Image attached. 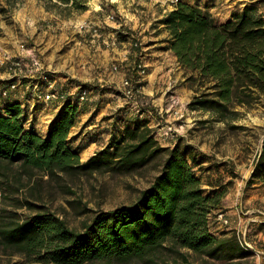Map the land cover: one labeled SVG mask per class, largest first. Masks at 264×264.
<instances>
[{"label":"trees","instance_id":"16d2710c","mask_svg":"<svg viewBox=\"0 0 264 264\" xmlns=\"http://www.w3.org/2000/svg\"><path fill=\"white\" fill-rule=\"evenodd\" d=\"M17 2L7 0V5L12 8ZM90 2L45 0V8L70 18L86 12ZM260 3L247 5L243 12L220 22L198 4L180 0L159 21L170 36L169 49L191 73L187 82L199 93L188 104L189 110L210 113L227 123L240 116L237 108L264 104ZM0 7L2 12L9 11L1 3ZM130 39L129 34L118 32L120 42ZM131 40L133 46L139 41ZM72 84L58 83L65 98L46 137L36 131L35 116L29 121L27 102L13 101L0 109V168L9 172L19 165L31 179V171L62 178L77 173L131 174L160 161V172L134 202L97 213L82 230L71 228L52 212H38L23 221H0L2 248L45 264H196L193 256L202 264H243L253 256L236 230L212 232V215L225 212L227 190L203 188L193 146L182 145V139L173 147L162 146L148 118H142L141 112L126 113L132 109L130 104L112 116L107 145L81 162L82 146H74L70 135L86 103L74 97L80 89L71 93ZM74 86L89 88L81 83ZM1 175L4 186L7 174ZM255 183L264 186V141L247 182ZM258 227L264 231L262 223Z\"/></svg>","mask_w":264,"mask_h":264},{"label":"rangeland","instance_id":"374dc122","mask_svg":"<svg viewBox=\"0 0 264 264\" xmlns=\"http://www.w3.org/2000/svg\"><path fill=\"white\" fill-rule=\"evenodd\" d=\"M92 1L94 0H91V3ZM141 1L145 0H109L111 11L109 13L103 11L105 16H100V19L107 20L110 14L117 13L113 4L120 6L125 12L133 13L138 10L141 13L144 9L146 13L148 5L138 3ZM259 2L264 5V0H259ZM0 3L9 9L7 12L0 11V35L8 31L23 40L24 49L35 47V57L32 58L29 70L26 71L31 77L38 76L39 72L33 67L35 59L41 64L43 71L53 74L59 83L72 82L75 85L76 83L88 85L90 94L85 102L87 104L94 98L91 94L92 90L101 82L103 83L98 77L105 70L115 73L125 71L127 73L125 79H132L138 92L133 99H127L121 93L119 97L126 100L130 106L134 102L135 104L140 102L139 107L132 106L131 108L136 114L137 108H142L140 109V112L144 114L142 118H148L151 121L150 126L162 146L173 147L181 139L182 145L193 146L194 156L200 160L195 170L202 179L203 188L208 192L219 188L227 190L223 199L225 209L223 214L224 219H228L229 223L225 224L218 218L220 212L214 213L211 218L212 232H220L233 227L232 229L237 231L242 240L245 238L255 248L253 256L243 264H264V248H262L264 241L256 236L259 231L258 226L261 223L264 225V186L258 183L247 184L251 177L249 174L263 147L264 104H258L249 110L243 107L237 108L240 116L227 123L217 121L216 116L210 113L189 110L188 104L195 100L199 93L194 90L190 82H187V77L191 73L181 66L173 52L171 53L177 59L172 58L170 52L168 55L166 53L170 50L168 42L170 36L164 35L166 30L159 22L164 16L155 22L162 25L155 36L161 35L160 49L165 51L169 66L173 68L172 80L176 81L181 75L175 83L176 87H170L169 90H164L169 86L161 78V73L148 77L151 70L145 61L146 74L143 77L140 76L135 69L138 68L137 63L140 59H145L140 54L141 49H133L129 44L124 43L118 55L113 54L111 50V59L107 69L91 65L92 58H99L97 50L104 43V37L94 36L91 28H98L102 33L107 26L102 23L94 25L86 21L82 24L88 23V27L81 28L82 25L78 24V16L84 13L62 18L57 13L46 10L45 0H18L12 8L7 5V0H0ZM153 8H156V5ZM258 14L264 15L263 12ZM96 16L97 14H92L94 20ZM125 32L124 34H129L131 39L134 38L142 43L144 35L138 34V37L132 30H125ZM116 41L118 42L117 39ZM94 54L97 55L94 56ZM83 59H87L89 63L86 66L78 65V62ZM115 66L119 68L118 71H114ZM1 71H6L8 78L12 75L7 66L0 68ZM148 86L154 92L148 94ZM107 104V102L102 103V100L95 99L90 104L93 115L78 116L81 118L80 122L84 120L85 123L91 125L88 126L87 134L80 137L78 141L79 144L83 141L89 142L84 145L86 148L81 152V162H86L109 142L114 124L111 116L115 110L112 104ZM40 119L44 118L40 117ZM92 138L97 142H93ZM160 164L161 162L157 161L131 174L77 173L62 178L51 177L42 171H31L32 179L23 172L19 165L9 172L0 168V221L7 222L11 219L23 221L38 212H52L67 221L71 228L82 230L97 213L111 211L121 205L134 202L159 174ZM1 174H7L9 184L1 185L5 179ZM253 209H255L254 212H252ZM230 210L233 212L231 213ZM255 215L257 219H253ZM240 217L243 223L238 225ZM216 223L221 224L222 227L215 230ZM192 260L196 264L203 263L201 259L196 260L194 256ZM0 264L45 263L37 262L34 257L28 258L21 253H15L0 246Z\"/></svg>","mask_w":264,"mask_h":264},{"label":"crops","instance_id":"0c3cea01","mask_svg":"<svg viewBox=\"0 0 264 264\" xmlns=\"http://www.w3.org/2000/svg\"><path fill=\"white\" fill-rule=\"evenodd\" d=\"M109 0H94L92 3H89V8L84 14H81L78 16V24L82 25L83 22L90 21V23L96 25L97 23H102L107 26L106 30L103 34V44L100 48H98L97 54H99L98 59H93L91 65H94L96 67H103L107 69V66L109 65L110 61V53L111 50H113V54L118 55L119 50L122 49V45L129 44L132 45L131 41L127 42H117L116 39L118 38V32L126 33L125 30H132L136 35L140 34L144 35L143 41H142V48H141V55H143V61H145L146 65L149 66V69L151 70V73L148 75L151 76L152 74H158L161 73V78L167 83L168 88L165 87L164 90H169L170 87H176L175 83L177 80L181 78V75L176 79V81L172 80L171 71L173 68H170V63L168 62L169 59L167 58L165 51L160 49V37L155 36L158 29H161L162 25L155 23L159 21L167 12L173 10L175 8V5H173L172 0H145L138 3H145L148 5L147 11L145 13V10L141 11V13L136 10L133 13L125 12V10L121 9L120 6L113 4L114 8L117 10L118 16H120L122 22L121 23H115L107 20H101L100 16H105V13L103 11H106L109 13L111 11V8H109L110 4L108 3ZM191 4H198L201 8L209 11L217 20L220 22H225L232 18L233 14L235 13H241L245 9L247 5L254 4L258 2L259 0H253L251 2H246L243 0H186ZM114 3V2H113ZM156 5V8H153V6ZM111 7V6H110ZM259 13H264V5L263 3L258 4ZM104 9V10H103ZM113 9V8H112ZM92 14L96 15L97 18H92ZM264 17V15H262ZM91 17V18H90ZM98 19V20H97ZM99 21V22H98ZM158 28H157V27ZM105 28V27H104ZM164 35H169L167 31H164ZM139 37V35H138ZM169 37V36H168ZM106 43V44H105ZM116 43V44H115ZM23 40L20 39L16 34L6 32L4 31V34L0 35V58H9V59H15L18 57H21L26 60L27 66L30 65V62L32 58L35 57L34 50L33 49H24ZM132 47V46H131ZM56 50V49H55ZM54 50V51H55ZM171 53L172 51L169 50L167 53ZM97 54H94L96 56ZM172 58L177 59L173 53H171ZM102 57V58H101ZM89 61L87 59L80 60L78 62V65L83 64L86 66ZM178 64V63H177ZM125 68V67H124ZM27 70H25L21 74V77L23 78V82L20 84L16 92H14L8 99L1 98L0 97V109H3L8 103L13 101L20 100L21 102H27L30 104L32 102L31 100V94L32 90L29 89V82L30 80L35 77H31L29 75L28 71L29 68L26 67ZM8 73L6 71L0 72V88L7 85L8 81ZM127 73L125 71L120 72H106V70L101 74L98 78L101 84L96 86L91 94L94 98H92L90 103H87L85 107H83L82 113L79 114V116H82L83 114L87 115L88 117L92 116L93 109L91 108V105L95 99L98 101L102 100L103 102H107L109 105H113V109L115 110V113L120 109L128 105L129 103L126 100H123L121 97H119V94L123 95V88H122V82L125 79ZM184 80V79H183ZM115 84V85H114ZM174 84V85H173ZM71 93H75L77 90V87H73L72 84ZM148 94H150L152 91V88H149L148 86ZM94 99V100H93ZM107 104V105H108ZM35 128L36 131L41 134L42 136L46 137L49 131V127L51 125V122L53 119L57 116L61 105H58L57 102L53 103H46L44 101H37L35 102ZM87 108V109H86ZM131 111V112H130ZM169 111V110H168ZM135 113L133 109L127 110L126 113ZM114 113V114H115ZM113 114V115H114ZM123 114V113H121ZM112 115V116H113ZM111 116V117H112ZM40 117H43L44 119H40ZM46 118V119H45ZM77 119V123L75 127L73 128L70 137L74 138L73 145H80L82 146V151L86 148L84 145H87L88 141H83L81 144H79L80 137H83L87 134V129L89 125L88 123H85L84 120H81V122ZM114 118H111V121ZM85 123V124H84ZM85 125V126H84ZM93 142H97L94 138ZM255 167V166H254ZM254 167L252 171L250 172L249 176L252 175ZM255 209H253L252 212H254ZM232 213L233 211L230 210ZM260 212V211H259ZM262 213V212H260ZM238 214V213H237ZM236 215V212H235ZM257 219V215L253 219ZM253 222H257V220H253ZM243 223V219L240 217L238 225H241ZM222 226L219 223H216L215 230L220 229ZM233 227L227 228L232 229ZM223 230V229H222ZM260 237L259 239L264 241V232L258 231V234L256 235Z\"/></svg>","mask_w":264,"mask_h":264},{"label":"built area","instance_id":"2783aa9c","mask_svg":"<svg viewBox=\"0 0 264 264\" xmlns=\"http://www.w3.org/2000/svg\"><path fill=\"white\" fill-rule=\"evenodd\" d=\"M178 1H180V0H172V3L174 5H176L178 3ZM245 1L251 2L253 0H245ZM109 19L112 22H115L118 24L122 22L120 16H118L117 13L110 14ZM87 27H88V23L82 24V26H81V28H83V29H85ZM91 29H92L94 36H98V37L102 36L103 37V34L101 33L100 29L95 28V27H92ZM117 40H118V38H117ZM138 42H136L134 44V46L139 45V47L142 48V43L141 42L138 43ZM134 46L132 44V47H134ZM140 58L141 57L139 56V59ZM33 62H34V64H33L34 69L36 68L37 71H39V72H38V76L32 78L29 82V89L32 90V94H31L32 102L29 104V114H30L29 121H31L34 117L35 106H36L35 102H37V101H44L46 103L57 102L58 104H60V103H62L61 100L65 98V96L63 94H61V92L59 91V88H58L59 82L56 80V78L53 76V74H51L48 71H43L41 64L37 60L34 59ZM137 64H138V68L135 70L137 72H139L141 77H143L146 74L145 63L142 59H140V61ZM4 66L8 67L9 72L12 75L8 79L9 83L7 85H5L4 87L0 88V95L5 97V98H8L14 92H16L18 90L19 82H20V84L23 82V78L21 77V74H24L23 72L25 70H27L26 67H30V65L27 66L26 60L21 58V57H18L15 59H9V58L4 57V58H0V68H2ZM118 70H119V68L117 66H115L114 71H118ZM77 88L80 89V92L78 93V95H76L74 97L77 98L80 103L86 102L88 99V96L90 94L89 88H86V87H77ZM123 88H124L123 95L127 99H133L136 96V92H138L136 90V88L134 87L132 79H125L123 81ZM139 103L135 104V102H134V104H132V106L139 107L140 106ZM139 112H140V109L137 108V113H139ZM143 115L144 114H142V116ZM218 218H220L221 221H223L225 224L229 223L228 219H224L223 212L219 213ZM239 238H240V236H239ZM240 240H241L244 248H246V250H250L252 253H254L255 248L252 245V243L248 242L245 238H244V240H242L240 238Z\"/></svg>","mask_w":264,"mask_h":264}]
</instances>
